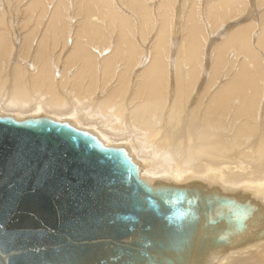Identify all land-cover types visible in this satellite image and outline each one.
<instances>
[{
  "label": "bare ground",
  "instance_id": "bare-ground-1",
  "mask_svg": "<svg viewBox=\"0 0 264 264\" xmlns=\"http://www.w3.org/2000/svg\"><path fill=\"white\" fill-rule=\"evenodd\" d=\"M0 118L264 209V0H0ZM210 264H264V237Z\"/></svg>",
  "mask_w": 264,
  "mask_h": 264
},
{
  "label": "water",
  "instance_id": "water-1",
  "mask_svg": "<svg viewBox=\"0 0 264 264\" xmlns=\"http://www.w3.org/2000/svg\"><path fill=\"white\" fill-rule=\"evenodd\" d=\"M149 184L69 124L0 118V264H210L264 237V209Z\"/></svg>",
  "mask_w": 264,
  "mask_h": 264
},
{
  "label": "rangeland",
  "instance_id": "rangeland-1",
  "mask_svg": "<svg viewBox=\"0 0 264 264\" xmlns=\"http://www.w3.org/2000/svg\"><path fill=\"white\" fill-rule=\"evenodd\" d=\"M250 258H251V255L250 256H248V257H245L244 259H245V261H249L250 260ZM243 259V258H242Z\"/></svg>",
  "mask_w": 264,
  "mask_h": 264
}]
</instances>
